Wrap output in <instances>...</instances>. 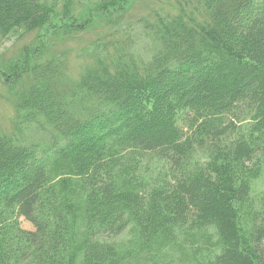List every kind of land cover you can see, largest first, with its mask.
Returning a JSON list of instances; mask_svg holds the SVG:
<instances>
[{
    "label": "trees",
    "instance_id": "trees-1",
    "mask_svg": "<svg viewBox=\"0 0 264 264\" xmlns=\"http://www.w3.org/2000/svg\"><path fill=\"white\" fill-rule=\"evenodd\" d=\"M161 3L168 8L141 18L149 59L106 36L82 51L68 93L67 66L44 59L43 40L0 64L16 128L52 140L39 149L0 131V264H123L105 238L130 227L151 258L210 236L208 264H264V193L253 199L250 187L264 163V0ZM72 5L59 14L46 0H0V36L74 38L95 23L77 22ZM69 175L83 195L79 242L76 204L57 182Z\"/></svg>",
    "mask_w": 264,
    "mask_h": 264
},
{
    "label": "rangeland",
    "instance_id": "rangeland-1",
    "mask_svg": "<svg viewBox=\"0 0 264 264\" xmlns=\"http://www.w3.org/2000/svg\"><path fill=\"white\" fill-rule=\"evenodd\" d=\"M116 1L119 0H72L73 9L71 10L74 11L72 15L80 19L77 22L95 23L93 27L86 28L84 33H77L74 38L48 40V36V38L40 39L45 29L36 33L27 32L25 29H16L7 37L0 36V64L19 58L24 49L35 48L38 41L43 40L47 42L46 46L51 47L50 54L44 59L48 57L53 58V60L63 59L62 66H67L64 73L66 80L63 79L60 83L62 87H60L68 93L69 90H72V84L76 81L80 67L86 60L87 55L81 57L80 54H82V51H92L97 45L96 43H103V38H106V36H114V40H118L127 52L140 61L149 59L154 44L150 32L145 29L144 24L141 22V18L144 16L152 18L154 17L152 11L159 12L161 6L167 9L168 5H163L162 0H138L136 2L132 1L134 3H130L125 9L117 8L112 11L110 8L106 15L98 13V10L102 9L103 6ZM171 1L168 0V2ZM46 2L54 3L56 13L60 14L65 0H46ZM89 17L91 20H89ZM52 20L59 22L56 15ZM13 105H15V97L0 80V131L15 136L16 140L26 145H34L39 149H41V146L50 148L51 137L43 129L36 128L33 125L24 126L22 129L16 128L15 121L18 115L12 107ZM77 179L78 176L69 175L58 177L57 182L60 180L67 181V191L70 192L69 199L76 204L77 219L74 218L73 222L77 236L76 240L79 242L80 236H83L84 233V220L83 204L81 202V200L83 201V195ZM250 187L253 199L264 193V163L258 168L257 175L250 182ZM21 220L25 227L30 228L35 223V216L33 212H30L28 218L22 215ZM210 238L209 236L205 239H195L183 243L178 248L163 249L159 256L155 258H151L146 254L147 250L144 247L142 238L139 239L138 233L134 232L132 227L123 235L105 238V241L118 246L123 264H208L212 252H215L213 249L215 242Z\"/></svg>",
    "mask_w": 264,
    "mask_h": 264
}]
</instances>
